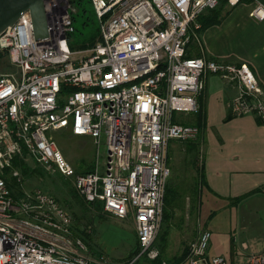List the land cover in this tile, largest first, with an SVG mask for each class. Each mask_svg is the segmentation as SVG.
<instances>
[{"label": "built area", "instance_id": "built-area-1", "mask_svg": "<svg viewBox=\"0 0 264 264\" xmlns=\"http://www.w3.org/2000/svg\"><path fill=\"white\" fill-rule=\"evenodd\" d=\"M91 1L100 33L90 47L70 46L74 0H44L47 38H35L31 10L0 34V51L14 66L0 72V264H264V249L237 263L212 254L209 228L181 258L163 256L156 245L171 141L200 134L197 125L176 121L174 111L198 112V96L208 75L216 74L238 89L228 102L233 114H254L264 122V86L248 63L187 53L200 37L198 16L220 0ZM226 1L233 6L241 0ZM254 2L251 14L264 19V6ZM62 128L92 136L98 147L104 143L103 167L78 172L47 133ZM25 153L46 172L71 178L86 201L132 218L135 253L124 262L95 255L72 236L68 208L40 188L25 189L17 168L12 176L21 191L12 190L5 170Z\"/></svg>", "mask_w": 264, "mask_h": 264}, {"label": "crops", "instance_id": "crops-1", "mask_svg": "<svg viewBox=\"0 0 264 264\" xmlns=\"http://www.w3.org/2000/svg\"><path fill=\"white\" fill-rule=\"evenodd\" d=\"M259 2L264 6V0ZM255 5L254 0L233 6L225 3L221 19L201 27L199 40L189 45L188 55L246 62L264 86V19L251 14ZM237 92L219 75H208L198 96L204 114L203 184L198 193L188 189L186 196L191 205L199 200V209L193 208L192 213L200 226L211 228L210 252L226 256L231 263L245 261L250 253L264 249V122L254 114H233L228 102ZM195 176L196 171L189 182L192 188Z\"/></svg>", "mask_w": 264, "mask_h": 264}, {"label": "rangeland", "instance_id": "rangeland-1", "mask_svg": "<svg viewBox=\"0 0 264 264\" xmlns=\"http://www.w3.org/2000/svg\"><path fill=\"white\" fill-rule=\"evenodd\" d=\"M73 4L76 9L73 12L75 30L71 33L72 38L81 40L90 37L100 25L92 1L74 0ZM195 41L192 39L189 45ZM12 70H14V66L10 63L8 56L0 58V72ZM173 116L179 122L190 123L193 121L195 113L174 111ZM47 133L52 134L64 156L78 172L93 170L96 164L103 167L107 155L104 143L98 147L92 136L74 135L70 128L48 130ZM26 156L25 153L15 157L12 167L6 169V174L8 176L12 174L14 168L21 170L24 175L25 189L40 188L66 206L73 217L72 236L74 238L77 236L82 238L95 255L103 253L115 261L124 262L130 254H134L137 241L132 218L112 216L106 213L102 207L88 210L87 202L83 203V198L77 192L71 178H64L58 173L46 172L42 166L36 163L33 156H29L27 159ZM169 163L170 177L175 180L174 183L178 191L176 200L179 208L175 210L172 217L164 218L156 240V245L164 250L167 258L180 255L194 235H197L202 228H207L205 225L204 227L200 226L199 220L191 212L190 199L186 198L189 195L187 189L189 182L196 171L192 167L189 155L184 148L178 147L173 151ZM209 222L211 221L209 220ZM78 226L85 228L89 235H83ZM253 229L256 230L255 227Z\"/></svg>", "mask_w": 264, "mask_h": 264}, {"label": "trees", "instance_id": "trees-1", "mask_svg": "<svg viewBox=\"0 0 264 264\" xmlns=\"http://www.w3.org/2000/svg\"><path fill=\"white\" fill-rule=\"evenodd\" d=\"M225 3H227L226 0L221 1L220 5L218 7L213 8V9L209 10L207 13L199 16V20L202 24V28L209 26L211 24H215L221 19ZM99 33H100V27H98L97 31L92 33L90 35V37H86V38L81 39V40H76L75 38H72L70 41V46L72 49H76V48L82 49V48L90 47L96 42V40L99 36ZM3 56H7V54L0 51V58H2ZM194 118H195V120H194V123H192V124L197 125L200 128L199 136L196 139H188V140H176L175 139V140L171 141L169 153H168V158L170 161V157L174 151V145H178V147H180V149L184 148V150L189 155V159H190L191 164L196 169V176H195L196 184L194 185L195 188L190 187L191 183H189V186L187 189H190L191 191H194V192L197 191V193H198L200 190V185L203 184V175H204L203 174L204 173V171H203L204 170V163H203V157H202L203 156L202 144H203L204 114H203L201 107H200V110L195 113ZM201 158H202V162L200 161ZM86 171H90V170H86ZM4 176L6 177L8 184H9V187H11L12 190H14L16 192L21 191V188L19 186L17 179L15 177H13L12 174H10L8 176L6 174V170H5ZM174 181L175 180L172 177H170L168 184H167L166 195H165V206H164V218L166 216L172 217L174 215L175 210L177 208H179V204L176 200L177 196H178V191L176 189V185H175ZM83 203H86L88 210H94L98 207H102V209H103V206H101L102 203L100 201L88 202L83 198ZM198 207H199V200H198V203H193L191 205L192 209L196 208V210H197V209H199ZM194 209H193V211L191 210V212H194L195 211ZM87 222L90 223L89 221H87ZM78 229L83 235H85V236L89 235L85 228H80L78 226ZM135 235H136V233H135ZM136 239H137V236H136ZM187 246L184 248L183 252L180 255L172 256L171 258H173V257L181 258L185 254ZM161 253L163 256H166L163 249H161ZM132 255L133 254H130L129 257H131Z\"/></svg>", "mask_w": 264, "mask_h": 264}, {"label": "water", "instance_id": "water-1", "mask_svg": "<svg viewBox=\"0 0 264 264\" xmlns=\"http://www.w3.org/2000/svg\"><path fill=\"white\" fill-rule=\"evenodd\" d=\"M25 10H31L35 38H47L49 30L44 0H0V34L13 25Z\"/></svg>", "mask_w": 264, "mask_h": 264}]
</instances>
